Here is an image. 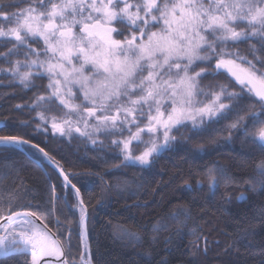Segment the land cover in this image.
Instances as JSON below:
<instances>
[{
	"label": "trees",
	"instance_id": "1",
	"mask_svg": "<svg viewBox=\"0 0 264 264\" xmlns=\"http://www.w3.org/2000/svg\"><path fill=\"white\" fill-rule=\"evenodd\" d=\"M55 1L0 0V29L21 11L45 12ZM165 2L153 0V13ZM150 26L118 18L111 29L122 43ZM235 27L241 38L210 36L201 52L213 58L190 68L192 74L205 69L197 75V98L220 93L224 111L199 126L174 128L169 146L147 164L125 159L121 133L105 131L91 141L43 122L65 113L51 95L49 76L35 67L23 79L15 70L44 59L43 43L24 33L0 36V136L38 145L78 189L93 264H264V141L257 135L264 99L214 68L221 61L263 75L264 23L238 21ZM78 203L74 188L38 149L0 146V218L21 210L36 214L57 233L68 264H80ZM0 264H30V255L2 256Z\"/></svg>",
	"mask_w": 264,
	"mask_h": 264
},
{
	"label": "rangeland",
	"instance_id": "2",
	"mask_svg": "<svg viewBox=\"0 0 264 264\" xmlns=\"http://www.w3.org/2000/svg\"><path fill=\"white\" fill-rule=\"evenodd\" d=\"M154 10L153 0H56L45 12L21 11L16 22L1 28L0 36L24 33L43 43L44 59H30L15 68L23 79L35 67L49 76L51 95L65 113L50 120L41 116L42 121L91 141L105 131L121 133L125 159L147 164L169 146L174 128L199 126L223 112L227 104L220 93L197 98V75L205 69L192 74L190 68L213 58L201 52L210 36L232 41L243 35L236 22L262 25L264 0H166L156 14ZM118 18L155 27L120 43L111 29ZM254 77L264 85V74ZM257 135L264 141V126ZM76 209L79 262L92 264L88 234L86 238L81 227L85 216L87 222L86 208L78 203ZM31 227L26 218L14 220L4 248L27 247L22 237H30Z\"/></svg>",
	"mask_w": 264,
	"mask_h": 264
},
{
	"label": "water",
	"instance_id": "3",
	"mask_svg": "<svg viewBox=\"0 0 264 264\" xmlns=\"http://www.w3.org/2000/svg\"><path fill=\"white\" fill-rule=\"evenodd\" d=\"M214 68H215L216 74L219 71H225L231 78H233L236 81L243 82L248 87H250V89L257 96L264 99V85L260 83L257 79H255L247 71L239 67L233 66L232 64L221 62V61L215 62ZM22 144L36 148L42 153V155L45 157L46 162L57 171L63 183L66 186H72L74 188L75 192L77 193L78 201L82 205L78 189L72 185L67 174L61 168H59L50 158L47 157L43 149H41L38 145L32 142H29L25 139L16 138L12 136H0V146L12 145V146H17L22 149ZM42 168L44 169L43 166ZM18 218L28 219L36 231L41 230L43 233V236L40 240L39 248L37 249L35 253H33L30 249L26 247H20V248H14V249L4 248V241L6 239L7 232L10 229V225L12 224L14 220ZM81 227L84 229V232L87 238L86 216L84 219V226L82 222ZM0 245L2 246L0 257L6 256L9 254L24 252L30 255V264H68L64 245L61 242V240L58 238L57 233L54 232V230H52L36 214H34L33 212L29 210H21V211H16L13 213H7L0 218ZM89 258H90V254H89ZM90 261H91V258H90Z\"/></svg>",
	"mask_w": 264,
	"mask_h": 264
},
{
	"label": "bare ground",
	"instance_id": "4",
	"mask_svg": "<svg viewBox=\"0 0 264 264\" xmlns=\"http://www.w3.org/2000/svg\"><path fill=\"white\" fill-rule=\"evenodd\" d=\"M84 226V221H83ZM32 234L29 235L30 237H22V241L24 242V245L27 246L26 248L30 249L33 253L37 251L40 245V240L43 236L42 231H36L35 228L32 225ZM8 232L7 234H9ZM2 246L0 245V253H1Z\"/></svg>",
	"mask_w": 264,
	"mask_h": 264
}]
</instances>
